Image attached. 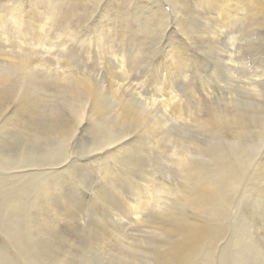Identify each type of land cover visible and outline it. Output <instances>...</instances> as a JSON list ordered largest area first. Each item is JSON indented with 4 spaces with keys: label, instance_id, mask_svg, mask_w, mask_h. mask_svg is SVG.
Masks as SVG:
<instances>
[{
    "label": "rangeland",
    "instance_id": "rangeland-1",
    "mask_svg": "<svg viewBox=\"0 0 264 264\" xmlns=\"http://www.w3.org/2000/svg\"><path fill=\"white\" fill-rule=\"evenodd\" d=\"M93 1L94 0H91L90 7L85 10L86 0H0V22L2 23H0L1 54H6L9 57L16 56V59L26 58L25 60L34 63V66L25 74L26 77H24L23 83L14 82L8 85V92L11 94H9L8 97L7 95L5 96L7 99L4 100V105L2 104L0 106L4 109L1 111L3 115L0 113V127H2L1 130H3H0V137L8 136V142L12 148L17 145L19 149L22 150H20V153H22L23 156L30 154L32 162H35L33 165H30L29 163H31V161L28 162L29 157H26V159L23 157L25 160L22 158V163L19 165L23 167L24 163H26L24 166H30L34 170L36 168L35 175H33L35 178L31 177L34 179L37 178L35 180L36 185L34 186V193H31L32 195L30 194V196L35 195L34 197L38 201V208L40 207L39 210L41 213L44 212L49 215V221L53 223L59 220L58 222H54L53 229L56 230L54 232H59L61 236L64 235L66 238L69 237L82 246L92 243L90 245V251L91 253L94 252L95 255L89 254L88 256L98 261L104 254L103 252V255L101 252L99 254L100 250L97 251L102 245V242L97 239V236L93 232L96 231L97 227L95 228V226L97 224L101 223L100 226H105V228H107L105 230H108V233H110L108 236L112 234V236H114L113 230L115 229V231H117L116 228H119L116 225H123L122 222L126 220L130 221V218H132L126 209L128 205L133 204V201L137 200V202H139L141 197L144 200L148 199V193L152 194L153 191H155L158 193L155 195L152 194L153 197H151V199H153V201L157 200V202H159L161 200H167L172 202L179 196L177 193H173V190L179 186L190 185L193 182L195 175L181 169L182 167L180 165H182V163L180 165L177 164L181 162H179L180 159L188 163L189 166L185 165V168L188 170L190 167L206 166L207 161L204 157L205 155L213 154L214 151L220 149L221 152L222 150H227L229 152L225 153L223 151L222 154L224 153L226 157H229V154L230 157L232 156V159H234L233 155L236 157V160L229 159L232 161L233 167L237 168L240 166L241 168L245 166L244 168L246 169V166H248L246 170L248 172H246L243 167L241 171H239L240 174L242 173L241 176L244 177L241 179V181L244 180L242 181L243 184L251 185L256 188L257 183L258 186H260V184L261 186L264 185V172H261L264 170V19H248L244 24L238 23L237 20H234L233 23L228 22V25L220 36V34H214L215 22L210 11L212 3H208L207 0H182L183 4L174 6L171 5V0H141L138 1V3L141 2L139 4L137 3L138 5H136V3L131 5V3L128 4V2L125 4L124 1L128 0ZM198 1H205L207 4L206 8L204 7L206 14L202 13L204 12L203 8L199 9L200 3ZM102 7L103 10H107V12L103 14L110 15L107 22L104 21L107 17L103 19V21L106 22L104 23V29L98 20L100 18H97L99 15H96L97 13L99 14V11H102ZM35 8H37V10H35ZM144 8L151 9V11L159 8L160 10L158 13L163 14L164 12L163 19H161L163 21L161 22V28L159 25L160 23L146 24L145 21L141 20L143 17H146V14L141 15L138 11L144 12ZM89 9L91 12L88 11ZM88 12H90V14H88ZM4 13H6V15ZM17 13L22 14L23 17L20 14H18L19 17H14ZM130 13L133 14L130 15ZM9 14H12L14 22L11 15L10 21V17H8ZM183 15H186L185 17L188 19L187 22L184 20ZM137 18L138 21L136 20ZM15 19L17 21H15ZM31 19H33V21ZM101 20L102 19H100V21ZM27 21L29 24H27ZM134 23H138L139 26ZM177 23L182 25L188 23L191 26L196 25L194 26L196 32H193V39L190 43L191 48L189 57L192 59L191 63L183 62L179 65L171 57L174 52L179 53L181 51L178 44L182 41L180 39L182 37L180 36H184L182 33L183 31H180L177 27ZM145 26L150 30L146 31ZM101 29L102 31L100 33L99 30ZM65 32L68 33V36L72 37L73 35V38L68 37ZM227 33H229V36L235 38L232 40L233 43L229 42L230 40L227 41V37H222ZM93 37L94 39H92ZM94 43L99 44L97 45ZM230 44L231 46L233 44V49ZM228 50L232 52L228 54ZM28 51L31 52L28 53ZM119 51H121V53ZM96 53H98V55ZM229 55L230 60L233 58L234 61L232 60V62H230L228 60ZM121 56L127 58L126 62L123 63L125 74L119 70L121 69L119 67V65L121 66L119 57ZM171 58L172 60H170ZM117 64L118 66H116ZM105 66H107V69ZM171 67H175L176 69L174 68L173 70ZM40 68L42 70H40ZM97 68L98 71H96ZM167 71L170 72V74ZM103 72H106V74ZM110 74H115L117 78L122 79L119 83L123 88L121 89L122 91L118 89L120 92L118 95L123 97V99L125 98L124 100L126 102L122 103L124 100L121 98V103L119 102L118 104L117 101L119 100L116 99V96L118 97V91H111L110 87H108L110 86V84L108 85V83H110ZM92 75H94V77ZM78 77L86 79L91 78L90 80L94 82L97 77V85L104 81V84L102 83L100 85V87L103 85V87H101L103 89L98 91L99 94L101 90H103L101 91L103 93L105 87H107L106 90L109 89L110 91L107 90L109 93L113 92L112 95H114V100H116L117 103L111 98L110 94L108 95L104 92L103 94H106V98L103 94L100 95L104 97L105 100L102 99L106 103H110L109 106L104 103V101L103 103L106 105L99 102L101 97L98 98V102L96 101L104 105V112L102 115L96 116L95 114L93 117L90 113H86L89 112L87 109V111L84 112L85 114L83 113L84 115H79L78 112H76L78 110L75 108L76 106L72 107L67 103V89L70 85L72 86L73 81L71 80ZM106 77L108 78V82L105 81L107 80ZM101 79H103V81L100 83ZM60 80L62 84L69 80V83H65V85L68 86L67 89H64L66 87L65 85H63L64 88L60 86ZM52 81L54 84L58 83L57 87L55 86L56 84H51ZM253 84L255 86H253ZM250 85L251 87L253 86L251 90L254 89L253 97L249 89L251 88ZM59 88L61 91L58 90V92L57 89ZM61 88H63L64 91ZM247 89L249 90L248 92L246 91ZM230 92L233 95H231ZM234 92H238L235 93V97L241 100L238 101V99L234 97ZM107 98H109V101L106 100ZM126 98L133 102L131 101L132 103H130ZM111 99L119 106L110 101ZM230 99L234 103L230 101ZM236 99L239 104L236 103ZM179 100L181 101L179 102ZM210 102L211 105H209ZM20 103L28 105L31 103L32 106L29 108L28 105H25L27 107V112H20L19 114L21 117L19 118V114H15L14 110L16 109L15 106H18ZM121 104H123V107ZM128 104L132 105L131 108H135L136 106L135 110L132 109L136 111L138 115H142L146 119L149 118L156 123L155 128L152 129L154 132H147L143 129V125H134L137 126V128L134 126L129 128L128 126H121L118 123L119 121L115 119L116 116L114 112L119 108H124V106L130 109ZM249 104L251 105L249 106ZM106 106L109 108L108 110H104L107 108ZM137 107L140 108V110ZM32 109H35V111ZM111 109L114 110L112 111ZM144 109L147 115H145ZM141 110L143 113L141 112L142 114H139L138 111ZM171 111H173V113H171ZM237 112H240L242 115L235 116L236 118L232 116L228 117L234 115L233 113L238 114ZM243 112L248 118L244 117L246 115H243ZM55 113L58 114L55 116ZM151 114L153 118H151ZM103 115L106 119L101 121V117L104 118ZM207 115H211L210 118H208L209 116ZM106 116L111 117V120H107ZM8 117L10 120L7 119ZM198 117L200 119L202 117L203 119H213L214 125H216L217 121H220L218 124L223 121V124L221 123L222 125H216L218 128L222 127V131L220 130V133H218V128L216 129L213 127L217 133L212 132V134L206 127H203L206 128L204 129L205 131L200 129V127L195 125L198 124L196 121ZM173 118H175V120ZM177 118L180 119L177 120ZM193 118H195V123L191 121ZM237 118L245 120L241 119L239 121ZM235 119L237 122H235ZM20 120L22 123L24 121L23 125L20 124L22 128L16 125V122L21 123ZM231 121L232 123H230ZM242 121L249 122L248 124L247 122L243 124ZM240 122L242 125L238 124ZM233 123L238 125V127L237 125L235 127L239 128L242 137L239 134V130L237 131V128L233 127V125H235ZM240 126H243V128H240ZM246 126H248V128H244ZM228 127L232 131L228 130ZM15 128L20 131L15 130ZM241 129H244V131ZM62 130L63 133L58 135L57 133ZM141 130L144 131L142 132ZM6 131L9 134H7ZM221 132L223 133L221 134ZM224 132L228 134L226 133L224 135ZM236 133L239 138L236 137ZM218 134L220 137H218ZM232 134L235 137H233ZM222 135L225 137L227 135L228 137L225 138ZM242 138L247 139V141L250 140V143L246 142L244 139L242 140ZM230 141H232L231 143L234 145V148L232 144H230ZM116 145H119L121 148L115 150L114 147H116ZM223 146L224 149H222ZM199 150L203 154H198ZM241 150L245 151H242L245 155L243 157L242 155L239 156V154L236 155L238 151L242 154ZM196 152L198 153L196 154ZM232 152L235 153L233 154ZM177 153L178 155H176ZM179 155L181 158H178ZM240 157H245L244 160L249 157L248 159H250V162L252 160V164H249L250 166L253 165L252 168L254 167V169L249 167L247 163L249 162L248 159L243 162V159L241 161ZM237 161L247 164H241V166ZM237 163L238 166L236 165ZM207 168L209 167L206 166L205 169ZM37 170L38 172H36ZM217 173V178L221 176L224 180L226 179L224 178L226 176L221 175L218 171ZM243 173L246 174V177ZM132 179L134 182L131 181ZM27 182L28 184L30 183V178H27ZM54 182H58L61 187H59L61 190L59 191L57 189L55 193L60 199L62 198L57 203H60V205L63 204L64 206L63 208L54 210L56 212L58 211L60 216L53 213L51 207L45 203L53 198L51 197L53 193L49 196L48 190H50L51 186L54 188ZM154 182L158 184L156 183V185ZM149 184L150 189L147 187ZM160 184L163 186L161 187ZM145 185H147L145 187L146 190L148 188L147 191L143 189ZM165 187L173 190H164ZM136 188L141 189L136 191ZM154 188L158 189L152 190ZM162 189L167 192V194L165 193L166 199L165 196H163L165 194H160L164 193ZM35 190L38 195L35 194ZM142 190L145 192L149 190L152 191L141 195L144 192ZM46 194L49 198L51 197L50 200L47 198L45 199L44 196H46ZM251 195H254V193H251ZM251 195H248V201L252 200ZM25 197L27 198V194ZM50 202L59 206V204L53 202V199ZM23 205L21 208L25 207L26 203H23ZM113 206H115V208ZM14 210H17V208L14 207ZM2 213L3 212H0V214ZM91 224H93V226ZM15 225L17 224H14V226ZM33 233H35V231ZM116 233L118 234V232ZM30 236H32V238H29V236H22L23 243L26 242L29 246L37 244L38 240L33 237L35 235L31 233ZM91 236H94L92 238L96 240L90 239ZM102 238L104 239L105 236L102 235ZM106 239L109 241L108 238ZM16 240L17 238L15 237L11 239L12 243ZM7 243L8 246L11 245L9 241H7ZM110 243L111 242H107L104 244L111 246ZM14 249L15 248H13L12 251ZM108 249L109 248L106 247V250ZM115 254L116 253H113V255L109 257L106 255L105 257L108 258H104V260L109 264H111V262L116 264V260L112 257ZM93 258L91 259L94 260Z\"/></svg>",
    "mask_w": 264,
    "mask_h": 264
},
{
    "label": "bare ground",
    "instance_id": "bare-ground-1",
    "mask_svg": "<svg viewBox=\"0 0 264 264\" xmlns=\"http://www.w3.org/2000/svg\"><path fill=\"white\" fill-rule=\"evenodd\" d=\"M138 1H141V0H128V1H124V3L126 4L128 2V4L131 3V5L136 3V5H138L139 3H141V2L138 3ZM207 1H208V3L209 2L212 3L210 11L212 13L213 20L215 22L214 34H220V36H221V33H223V31L225 30V27L228 25V22L233 23L234 20H237L238 23L244 24L246 21H248V19H250V20L251 19L252 20L264 19V0H207ZM101 3H102V1H101ZM170 3L172 6H174V5L183 4V1L182 0H171ZM199 3H200L199 9L203 8V10H204V7L206 8V6H207L205 1L199 2ZM90 4H91V0H86L85 10H87L90 7ZM98 4H100V3H98ZM208 6H210V5H208ZM129 7H131V6H129ZM51 9H52V7H51ZM144 9H145L144 12L138 11V13H140L141 15L146 14V17H143V18L141 17L142 18L141 20L145 21L146 24L160 23L159 25L161 28V26H162L161 22H163L161 19H163L164 12H163V14L158 13V11L160 10L159 8H156L155 10H152V11H151V9H147V8H144ZM181 9H182V7H181ZM9 10H10V8H9ZM35 10H37V8H35ZM98 10H96V11H98ZM73 11H75V10H73ZM88 11L91 12L90 9ZM126 11H125V13H126ZM133 11H134V8H133ZM205 11L206 10H204V12H202V13L206 14ZM53 12H55V11H53ZM90 12H88V14H90ZM104 12L106 13L107 10H103V7H102V11H99V14L96 12L97 13L96 15H99L97 18L102 19L101 21H100V19H98V20H99L100 24L102 25L103 29L105 27L104 23H106L108 21V17H110V15H108V14H103ZM115 13H117V12H115ZM189 13H192V12H189ZM4 14L6 15V13H4ZM18 14H20V13H17V15H15L14 17H17ZM132 14L130 13V15H132ZM10 15L13 18L12 14H9L8 17H10ZM20 15L22 16V14H20ZM177 15H179V14H177ZM185 16L186 15H183V18L187 22L188 19H186ZM199 16H201V15H199ZM11 17H10V21H11ZM106 17H107V19L104 20L106 22H104L103 19H105ZM236 17H238V18H236ZM0 18H1V16H0ZM3 18H5V17H3ZM3 18H2V20H3ZM138 18H139V16H138ZM138 18L136 19L137 21H138ZM12 20L14 22V18ZM31 20L33 21V19H31ZM15 21H17V20L15 19ZM22 21L26 22L25 20H22ZM234 23H236V22H234ZM27 24H29L28 21H27ZM82 24H84V23H82ZM134 24H136V23H134ZM191 24H193V23H191ZM176 25L180 31H183L182 33L185 37L180 36V37H182V38H180L182 41L179 42L178 46L180 47L181 51L179 53L174 52V54L172 56L171 55L170 56L179 65L183 62L191 63L192 59L189 57L190 56V48H191L190 43H191V40L193 39V37H192L193 32L194 33L196 32L195 31L196 28L194 27L196 25L191 26L188 23L186 25H182V24L177 23ZM137 26H139V24ZM145 30L149 31L150 29L146 28V26H145ZM46 31H47V29H46ZM99 31L101 33L102 29ZM66 34L68 36V33H66ZM101 36H104V35H101ZM228 36H229V33L225 34L222 37H227L228 38L227 41L230 40L229 42L233 43L232 40H234L235 38L232 36H229V37ZM68 37H71V36H68ZM71 38H73V35ZM99 38H100V36H99ZM92 39H94V37ZM110 39H112V38H110ZM107 40H109V39H107ZM94 44L98 45L99 43H94ZM223 44H224V42H223ZM225 44H226V42H225ZM234 44H235V42H234ZM109 45H110V43H109ZM109 45H108V47L110 48ZM230 46H231V44H230ZM98 47H100V46H98ZM231 47L233 49V44ZM91 48H94V47H91ZM234 48H235V45H234ZM107 50H109V49H107ZM153 50H154V48H153ZM30 52L28 51V53H30ZM104 52H105V50H104ZM119 52L121 53V51H119ZM231 52H229V50H228V54ZM171 53H172V51H171ZM96 54L98 55V53H96ZM71 56H72V54H71ZM125 56L119 57L120 62H121V66L119 65V67L121 69H119V70H121L122 73L125 72L124 71L125 69L123 68V63L126 62V59H127ZM15 57H9L6 54H1V51H0V92H1V94H0V106L2 104L4 105V100L7 99L9 94H11L8 92V85H10L14 82H20L21 83L24 80V77H26L25 74L32 68V66H34L33 65L34 63H32L31 61L25 60L26 58L16 59ZM228 57H229V59L228 58L227 59L230 62H232L233 58L231 57L232 59L230 60V55ZM172 58L170 60H172ZM103 65H105V64H103ZM113 66H115V65H113ZM116 66H118V64ZM35 67H37V66H35ZM105 67L107 69V66H105ZM171 68L174 70L175 67L174 68L171 67ZM106 69H105V71H106ZM40 70H42V69L40 68ZM96 71H98V68L96 69ZM103 73L106 74V72H103ZM126 73H127V71H126ZM168 73L170 74V72H168ZM43 74H45V73H43ZM54 76H55V74H54ZM92 76L94 77V75H92ZM30 77H29V79H30ZM32 77H34V76H32ZM97 77L95 79L96 81H97ZM107 77H106L107 80H105V81L108 82ZM27 79H28V77H27ZM57 79H58V77H57ZM73 79L71 80V81H73L72 86L70 85L69 88H68V86L65 85V83H69V80H68V82H63V84L60 80V82H61L60 86L64 88L63 85H65L66 87L64 89L68 88L67 89V95H68V102L67 103H68V105L72 106V107L76 106L75 108L78 110L77 111L75 110V111L78 112L79 115H84L85 114L84 112H86L87 110L89 112H86V113H90L92 116L95 114H96V116L102 115L104 112L103 111L104 105L107 104L109 106V104H110V103H108V102L106 103L104 101L105 95L110 94L111 98H113V100H114V95H112L113 92L109 93L107 91L109 89L106 90L107 87H105V91H104L106 93L105 95L103 94L104 92L103 93L101 92L103 90L100 91V94H103L104 97H102L99 94L98 91L100 89H103V88H101V87H103V85L100 87V85L102 83L104 84L103 79H101L100 83L102 81L103 82L101 84H98L99 86L97 85L98 81L94 82V81L90 80L91 78L86 79V78L78 77V78H76L77 80L76 79L73 80ZM132 79H133V77H132ZM51 80H52V78H51ZM169 80H170V77H169ZM120 81H122V79L117 78L115 74L114 75L110 74V76H109V82L110 83H108V85L110 84V86H108V85L107 86L110 87L111 91L116 92V91H118V89L121 90L123 88L122 85L119 83ZM52 82H51V84H54V82L53 83ZM249 83H250V81H249ZM57 85H58V83L55 86L57 87ZM253 86H255V85L253 84ZM250 87H251V85H250ZM252 87L251 88L248 87V88L251 90ZM63 88H61V89H63ZM64 89H63V91H64ZM258 89H260V88H258ZM58 90H60V88L57 89V91ZM253 90H251L252 95L249 93L252 97L254 96ZM246 91L248 92L249 90L247 89ZM255 91H256V89H255ZM58 92H57V94H58ZM119 93L120 92L118 91L117 95ZM124 93H125V90H124ZM235 93H238V92H234V94ZM114 94H116V93H114ZM168 94H167V96H168ZM6 95H7V97H5ZM224 95H226V94H224ZM231 95H233V94L231 93ZM164 96H165V94H164ZM235 96H236V94L234 95V97ZM60 97H61V93H60ZM99 97H101L100 98L101 100H99V102L103 103V101H104V103H106V104L103 103L104 105H102V104L97 103ZM108 97H110V96H108ZM119 97H120L119 95H118V97L116 96V99L119 100V101H117L118 104H119V102L121 103V98H122V100L125 99V98L123 99V97H120V98ZM174 98H175V96H174ZM235 98L238 99V97H235ZM108 99L109 98H107L106 100H108ZM237 99H236V103H237ZM126 100L129 101L127 98H126ZM239 100H241V99H238V101ZM110 101H112V99ZM114 101L116 102V100H114ZM131 101H129V102L132 103L133 101L132 102ZM144 101H145V99H144ZM180 101L181 100H179V102ZM230 101H232V100L230 99ZM124 102H126V101L124 100L122 103H124ZM116 103H114V104L117 105ZM256 103H258V102H256ZM237 104H239V103H237ZM25 105H28V104L20 103L18 106L16 105L15 106L16 109L14 110V108H13V110L15 111V114L18 115L20 112L26 111L27 107ZM121 105L123 107V104H121ZM129 105L130 104H128V107H130V109L129 108L127 109L124 106V108H126V109L119 108L118 110H116L117 108L113 106L114 108H116L114 115L116 116L115 119H117V121H119L118 123L121 126L124 125L125 127L128 126L129 128L134 126V125H143V127H144L143 129H145L147 132H150V131L154 132V130H152V129L155 128L156 123L149 118L146 119L142 115H138L136 113V111H134L136 106H135V108L132 107L134 109L133 110L131 108L132 105H130V106ZM209 105H211V102ZM250 105L251 104H249V106ZM28 106L30 108L32 106V104L29 103ZM117 106H119V105H117ZM110 107H111V105H110ZM108 109L109 108L107 107L104 110H108ZM138 109L140 110V108H138ZM219 109H221V108H219ZM2 110H4V109L0 107V113ZM33 111H35V109ZM188 111H189V109H188ZM138 112H139V114L143 113L142 110L138 111ZM145 113H146V110H145ZM171 113H173V111H171ZM209 113H210V111H209ZM247 113H249V112H247ZM56 114H58V113H55V116H56ZM110 114H112V113H110ZM110 114H109V116H110ZM233 114L234 115L229 114L230 116H228V117H231V116L235 117V116H241L242 115L240 112L238 113L239 115L235 114V113H233ZM1 115H3V113H1ZM104 115H105V113H104ZM104 115H103L104 118L101 117V121L103 119H106ZM145 115H147V113ZM148 115H149V113H148ZM243 115H246V114L243 112ZM150 116H152L151 118H153L152 114ZM207 116H209L208 118H210L211 115H207ZM12 117H13V115H12ZM18 117L20 118L21 115L19 114ZM195 117H196V115H195ZM244 117H247V115ZM79 118H80V116H79ZM83 118H84V116H83ZM110 118L111 117H107V120ZM208 118L203 119V117H202L201 118L202 120H201L198 117V119L196 121L201 126H199L198 124H195V125H197L198 127H200V129H203V130L207 128L211 131V133L212 132L213 133H217V132L220 133V130L222 127L218 128L216 125L219 126L223 121L220 124H218V122H220V121H217V122L215 121L216 125H214V123H213L214 120L208 119ZM242 118H243V116H242ZM5 119H6V117H5ZM7 119H9V117ZM173 119L175 120V118H173ZM179 119L180 118H177V120H179ZM194 119L195 118H193L191 121L194 122L195 121ZM241 119L237 118V120H239V121ZM107 120H104V121H107ZM237 120L235 119V122H237ZM242 120H245V119H242ZM232 121L230 123H232ZM156 122H158V121H156ZM193 122H192V125H193ZM224 122H225V120H224ZM246 122L247 121H245V122L242 121L243 124ZM248 122H247V124H248ZM23 123H24V121H23ZM23 123H22V121H21V123L16 122V125L21 127L20 124L23 125ZM242 123L240 122L238 124L242 125ZM233 124H235V123H233ZM2 125H4V124H2ZM236 125L237 124L233 125V127H235ZM243 126H245V125H243ZM243 126H240V128L241 127L243 128ZM13 127L12 128L10 127V128L14 129ZM25 127H26V125H25ZM55 127H57V126H55ZM134 127L137 128V126H134ZM203 127H206V128H203ZM213 127L216 129L218 128V131L216 132ZM237 127H238V125H237ZM237 127H235V128H237ZM1 128L2 127H0V130H1ZM141 128H142V126H141ZM244 128H248V126H246ZM15 130L20 131L16 128H15ZM228 130H231V129H229V127H228ZM233 130H235V129H233ZM236 130L238 131L239 128H237ZM241 130L244 131V129H241ZM1 131H3V130H1ZM125 131H126V129H125ZM141 131L143 132L144 130H141ZM247 131H249V130H247ZM107 132H108V130H107ZM142 132H141V134H142ZM235 132H234V134H235ZM62 133H63V130L57 134L61 135ZM166 133H167V131H166ZM208 133L210 134L209 131H208ZM222 133L223 132H221V134ZM226 133L224 132V135ZM7 134H9V133L7 132ZM239 134H240V130H239ZM215 135H217V134H215ZM224 135H222V136L225 137ZM236 135H237V133H236ZM3 136H4V134H3ZM232 136H233V134H232ZM240 136H241V134H240ZM218 137H220V135ZM226 137H228V136L226 135ZM233 137H235V136H233ZM236 137L239 138L238 135ZM8 138H9L8 136L7 137H5V136L0 137V212H3L2 214H0V237H1L0 238L1 239V242H0V264H99V263L100 264H106L108 262H106L104 260V258L107 259L109 256L113 255V253H116L114 256H112L114 258V260H116V264H264V185L261 186V184H260V186H261L260 187V186H258V183L256 181V183H257V188H256L254 186L245 185L242 183V181H244V180L241 181V179L244 177L241 176L242 173L240 174L239 171H241L242 167H243V169H245L244 168L245 166H242L241 164L244 165L245 163H243V162H245V160H247L249 158V157H247L245 160H244L245 157L242 158L243 156H245L243 154V152H245V151H243V150H241V152L243 151L242 154L239 153V151H238V153L236 152V155H238V154H239V156L242 155V157H240V158H241V161L243 159V162L240 163L241 161L240 162L237 161L240 163L239 165L242 166L241 168H240V166H238V163L236 165L239 168L233 167L232 163H231L232 161L229 160V159L234 160L236 158V157H234L235 155H233L234 159H232V156L230 157V155L228 153L227 154L229 157H226L224 153H223L224 155L222 154V152L224 150H222V152H221L220 151L221 149L214 151L213 154L212 153L211 154L206 153L208 155H205L204 157L207 161L206 166L209 167L207 169H205L206 166L201 165L198 167H190L187 170L185 168V165H188V163H186L184 160L180 159L179 162L180 161L181 162L177 163V164L180 165L182 163V165H180L182 167L181 169H183V171H188L189 173L194 174L195 177L193 179V182L190 185H186V186H182V187L179 186L175 190L168 189L166 187L164 188V190H167V189L173 190V193H175V194L177 193L179 195L172 202H169L167 200L166 201L161 200V201L157 202L156 199H154L156 201H153V199H151V197H153L152 194L155 195L158 192L153 191L152 194H150L148 192L152 191V190H156L158 188H156V189L154 188L152 190H149L148 192H145L148 190L150 184L148 186L147 185H145L144 187L142 186L143 189H145L146 186L148 187L147 190L146 189H145V191L142 190V191H144L143 193L141 191V193H142L141 195H143L144 193H148V196H149V197L147 196L148 199L144 200L141 197V200L140 201L138 200L139 202H137V200L135 199L136 201H133V204H130L127 206L126 211L129 213V215H131L132 218H130V221H128V220L124 221L123 220L124 221V222H122L123 225H116L119 228H116L117 231H115V229L113 230L114 236H112L113 234L108 236V234H110V233H108V230L107 231L105 230V229H107V228H105V226L104 227L100 226L101 223L97 224L95 226V228L97 227V229H96V231H93V232L97 236V239H99L102 242L101 248L97 249V251L100 250L99 254H100V252H101V254H102V252L104 254V256H102L100 260L96 261L93 257H91V258H93L94 260H92L90 258V256H88L89 254H94V252L91 253V251H90V245L92 243L90 245L85 244L82 246L79 243H77L75 240H73L69 237L66 238L64 235L61 236L59 234V232H57V233L54 232V231H56L53 229L54 222H58L59 220L54 221L53 223L51 221H49V215H47V213L45 214L44 212L41 213V211L39 210L40 207L38 208V205H37L38 201L34 197L35 195L30 196L31 193H34V186L36 185L35 180L37 178L34 179L35 176H33V175H35L36 168L34 170L30 166H24V165H26V163H24V162H23L24 163L23 167L19 165L20 163H22L23 157L25 159H26V157H29L28 162L31 161V163H29L30 165H33L35 162H32V158H31L30 154H28V155L26 154L27 156H23V154L20 153L21 149H19V147L17 145L14 148H12L8 142ZM225 138H222V139H225ZM243 139L246 140V142L250 143L249 142L250 140L247 141V139L242 138V140ZM234 140H235V138H234ZM231 142L232 141H230V144H232ZM246 142H244V143H246ZM227 144H229V143H227ZM224 146H226V145H224ZM224 146L222 149H224ZM233 146L234 145L232 144V147ZM158 147H159V145H158ZM119 148H121L119 145H116V147H114L115 150L119 149ZM224 152L226 153L229 151L226 150ZM197 153L198 152H196V154ZM232 153L234 154L235 152H232ZM198 154H203V153L199 150ZM174 155H175V153H174ZM176 155H178V153ZM179 157H180V155L178 156V158ZM24 158H23V160H25ZM237 158H238V156H237ZM239 159H237V160H239ZM248 161L249 162L246 161L248 164L249 163L252 164V160L250 162V159H248ZM250 164H249V167L252 168L253 165L250 166ZM236 165H234V166H236ZM211 167H212V169H211ZM247 167L248 166H246L245 171L247 170ZM26 169H28V170H26ZM252 169H254V167ZM217 171L220 172L221 175L226 176V177H224L226 179L224 180L221 176H219L217 178L216 177V175L218 174ZM259 171H260V168H259ZM36 172H38V170ZM246 172H248V171H246ZM261 172H264V170ZM245 175L246 174H244V176ZM251 176H253V175H251ZM31 177H34V178H31ZM263 177H264V175H263ZM27 178H30L29 184L27 182ZM38 178H39V175H38ZM259 178H260V176H259ZM252 180H254V179H252ZM131 181H133V179ZM246 181H247V179H246ZM250 182H253V181H250ZM154 183L156 184L157 182H154ZM161 184H163V183H161ZM161 184H160V186H161ZM115 185H117V184H115ZM53 186H54V188L51 186L50 190H48V193H49V196L53 193L52 194L53 196H51V197H53L52 198L53 202L57 203L62 198L60 199V197L55 193V191L57 189L60 191L61 187H60L58 182H54ZM39 187H38V189H39ZM113 187H115V186H113ZM167 187H170V186H167ZM258 187H260V188H258ZM139 189H141V188H139ZM139 189L136 188V191H138ZM159 189H160V187H159ZM157 191H159V190H157ZM162 192H164V193H160V194H162V195L165 193L167 194V192L163 191V189H162ZM44 193H45V191H44ZM251 193H254V195H251ZM26 194H27V198L25 197ZM35 194H37L36 190H35ZM166 194L163 195V196H165V199H166ZM249 194L252 196L251 201H248L249 198H247ZM137 195H140V194H137ZM49 196L46 194V196H44V197H45V199L47 198L48 200H50L51 197L49 198ZM111 197H112V195H111ZM137 197H139V196H137ZM161 198H163V197H161ZM52 199L50 201H52ZM128 200H129V198H128ZM50 201L45 202V203H47V205L51 207V209L53 210V213H56L58 216H60L59 212L58 211L56 212L54 210H57L58 208H63L64 205L63 204L60 205V203H57V204H59V206H57ZM23 203H26V206L21 208ZM111 206H112V204H111ZM14 207L17 208V210H14ZM113 207L115 208V206H113ZM93 217H95V216H93ZM127 219H129V218H127ZM117 220L120 221L119 219H117ZM97 221H99V220H97ZM14 224H17V225L14 226ZM46 225H47V227H46ZM91 225L93 226V224H91ZM50 226H52V227H50ZM29 231L32 233V235H35L33 237L36 240H38V243L36 242L37 244L32 245V246H29L26 244V242L23 243V241H22V236L23 237L29 236V238H32V236H30L31 233ZM34 231H35V233H33ZM116 232H118V234ZM127 234H129V235H127ZM102 235L105 236L104 239L102 238ZM94 236H91L90 239ZM14 237L17 238V240L12 243L11 239ZM106 238H108L109 241ZM92 240H96V239L92 238ZM92 240H90V241H92ZM7 241H9V243L11 244L10 246H8ZM31 241H33V240H31ZM107 242L108 243L111 242L110 243L111 246L104 244ZM106 247H108L109 249L106 250ZM111 247H112L113 252L111 250ZM13 248H15L14 249L15 251L14 250L12 251ZM104 248H105V250H104ZM106 255L108 257H105ZM111 264H113V263L111 262Z\"/></svg>",
    "mask_w": 264,
    "mask_h": 264
}]
</instances>
